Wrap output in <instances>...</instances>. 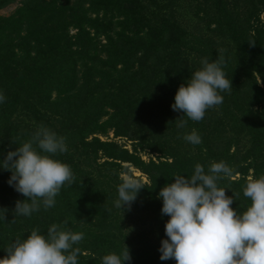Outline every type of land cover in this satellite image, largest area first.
I'll use <instances>...</instances> for the list:
<instances>
[{
    "label": "trees",
    "instance_id": "trees-1",
    "mask_svg": "<svg viewBox=\"0 0 264 264\" xmlns=\"http://www.w3.org/2000/svg\"><path fill=\"white\" fill-rule=\"evenodd\" d=\"M204 1L214 7L215 40L186 35L156 5L153 20L150 0H23L12 15H0V160L44 126L64 138L67 151L53 158L73 175L53 207L13 219L14 203L25 198L0 170V258L15 239L34 228L46 234L55 223L83 233L73 245L78 264H101V257L124 246L130 264H175L159 260V243L144 232L129 239L123 233V209L114 201L125 164L148 181L131 205L136 213L146 210L162 234L168 217L160 213L157 193L174 175L190 176L197 163L206 172L211 162L232 167L234 174L217 184L232 196L231 208L246 210L242 188L249 172L264 175V0H239L243 18L226 8V0ZM15 2L0 0V10ZM202 59L221 63L232 90L221 92L223 102L202 120L182 117L187 123L178 128L182 113L170 104ZM193 129L198 145L182 138ZM107 132L130 143V150L98 138ZM140 154L155 159L146 163ZM235 175L241 179L231 180Z\"/></svg>",
    "mask_w": 264,
    "mask_h": 264
},
{
    "label": "clouds",
    "instance_id": "clouds-1",
    "mask_svg": "<svg viewBox=\"0 0 264 264\" xmlns=\"http://www.w3.org/2000/svg\"><path fill=\"white\" fill-rule=\"evenodd\" d=\"M201 65L178 86L170 104L172 111L182 113L175 120L178 128L187 120H202L206 110L223 102L220 93L232 90L220 62L202 59ZM4 101L0 92V103ZM182 138L192 145L201 143L194 129ZM66 151L63 137L39 126L29 140L0 160V170L10 173L6 183L25 198L14 203L13 219L30 217L41 206H54L61 187L73 179L70 166L53 158ZM233 174L234 169L224 161L211 162L207 172L197 163L190 176L174 175L173 182L159 190L160 213L168 217L163 226L166 238L160 240L157 249L159 260H174L175 264H264V175L245 183L242 193L249 205L238 213L230 207L232 196H226L225 189L217 184ZM121 177L114 201L120 210L130 206L143 188L127 173ZM0 221L5 222L4 209H0ZM82 239L83 233L64 230L55 223L46 234L34 228L9 244L0 264H78L79 249L73 245ZM130 260L124 246L119 254L101 257V264H130Z\"/></svg>",
    "mask_w": 264,
    "mask_h": 264
},
{
    "label": "rangeland",
    "instance_id": "rangeland-1",
    "mask_svg": "<svg viewBox=\"0 0 264 264\" xmlns=\"http://www.w3.org/2000/svg\"><path fill=\"white\" fill-rule=\"evenodd\" d=\"M23 0H16L15 3L10 6L0 10V15L3 17H8L12 15L16 9L21 5ZM151 6L149 7L148 16L153 18L156 15V6L159 8V14L171 23H176L179 29L186 35H196L205 36L206 38H211L215 40L218 36V32L214 31L215 24L214 20L210 17L214 11V7L210 1L206 2L204 0H150ZM229 9L233 7L237 13L243 18L245 5H243L239 0H226V8ZM156 5V6H155ZM155 20V18H153ZM260 20H263V15H260ZM222 24L223 22H218ZM75 30L70 29L69 35L73 36ZM221 40H219L220 42ZM218 43V41H217ZM221 44V43H220ZM54 97V96H53ZM98 138L103 142H115L120 146H124L125 149L130 150V143L126 142L124 139L114 138L112 132H107L105 136H98ZM141 160L148 162L149 159H155L154 155L140 154ZM124 167L128 169L126 172L133 179L137 180L140 185L148 184L146 177L141 174L138 170L130 165L125 164ZM119 179H122L121 174ZM241 176L235 175L231 180H239ZM252 179V173L249 172L247 180ZM121 216L123 233L129 239L135 235L136 232H144L148 237V241L156 244L159 243L161 239H165L164 234L158 231L157 228L151 227V220L145 215L146 210L143 212L136 213L135 205L125 206L122 208Z\"/></svg>",
    "mask_w": 264,
    "mask_h": 264
}]
</instances>
